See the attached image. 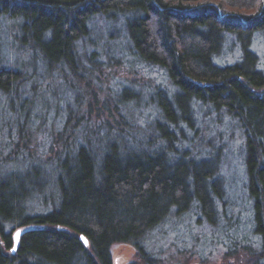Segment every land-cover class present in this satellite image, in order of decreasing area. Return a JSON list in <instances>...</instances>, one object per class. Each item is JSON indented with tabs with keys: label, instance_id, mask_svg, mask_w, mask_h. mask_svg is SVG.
I'll return each instance as SVG.
<instances>
[{
	"label": "trees",
	"instance_id": "trees-1",
	"mask_svg": "<svg viewBox=\"0 0 264 264\" xmlns=\"http://www.w3.org/2000/svg\"><path fill=\"white\" fill-rule=\"evenodd\" d=\"M2 16L22 19L20 43L32 66L41 62L77 95L52 130L47 161L30 151L28 135L15 142L8 134L16 148L0 156V264H112L117 242L134 244L143 264H160L149 234L196 207L221 229L220 169L233 149L226 152L219 137L206 140L202 110L203 120L224 111L240 125L260 249L228 219L227 239L254 256L250 264H264V69L252 48L264 30V0H0ZM97 27L109 35L101 61L88 51L99 47ZM119 30L125 59L161 68L172 85L156 87L147 114L129 86L114 90V106L108 95L98 106L90 81L87 101L75 86L124 63L111 46ZM231 35L239 55L230 60L222 54ZM30 81L24 70L0 65V106H31L22 95ZM17 114L20 131L31 129V107ZM18 160L29 166L3 169Z\"/></svg>",
	"mask_w": 264,
	"mask_h": 264
},
{
	"label": "rangeland",
	"instance_id": "rangeland-1",
	"mask_svg": "<svg viewBox=\"0 0 264 264\" xmlns=\"http://www.w3.org/2000/svg\"><path fill=\"white\" fill-rule=\"evenodd\" d=\"M21 20V18L0 17V65L20 68L31 79L22 95L29 98L26 100L32 101L31 106L26 107H31L33 120L31 129L25 127V130L23 129L21 132L18 121L23 119V116L18 115L17 111L23 113L26 107L16 106L18 110L14 108L13 110L11 106H0V156L6 158L16 148L15 142L18 141L21 133L30 137L27 141L31 147L30 151H33L36 155L41 154L42 159L47 161L49 159L48 151L52 146V130H55L60 121L64 120L68 104L74 100L77 93L68 86L62 87L56 84V78L45 69L41 62L36 66H32L31 51L28 48H22L20 43ZM97 29L101 30L99 27ZM94 36L96 42L94 44L99 45V47L94 48L89 45L88 51L93 49L98 51L99 53L96 55L98 60L101 61L103 60V52L100 48L109 35L101 30L100 33L97 32ZM124 39L123 32L119 30L113 33V43H111L112 47L116 46L112 52H118L116 56L118 54L122 55V60L125 59V52L129 49L126 48L127 41ZM227 42L229 45H226L222 57L230 60L235 56L238 57L239 43H237L236 38L231 35L228 41L226 40ZM252 42V48L260 55L261 67L264 69V30L255 34ZM98 75L99 77L92 78L93 81L89 77L79 85L75 81L77 84L75 86L80 95L83 98L86 96L85 101L91 98L87 94L86 88V83L89 81V89L91 92L94 89L99 96L98 106H103L101 100L106 95L111 98V102L107 105L114 106V90L120 91L123 87L129 86L139 92L138 97L141 98L139 106L145 109L143 111L146 114L147 111L153 109L151 98L154 96L156 87L167 88V86H172L161 68L145 65L139 61L130 62L126 59L119 67L113 66L109 69V66L106 65L103 72ZM130 106L138 105L131 103ZM201 113L203 115L204 111L202 110ZM202 115H200L202 118L200 124L204 129L203 134L207 136L206 140H211L214 143L219 137L222 143L223 141L228 143L224 145L226 152L230 147L233 149L230 158L223 157L220 169L224 184L222 192L224 199L217 201L219 203L218 214L214 213L219 215L218 217L221 216L220 219H217V221L220 220L221 229H218L217 223H211L206 215L198 211V207L183 212L178 217L168 219L155 228L146 240L147 248L155 255L160 264H226L224 245L226 201L227 219L234 224L233 228L241 227L242 233L244 232L243 234L247 237L246 241L253 244L252 248L257 251L260 249V238L254 232L251 222L253 212L246 185L247 176L240 125L224 111H221V113H208V118L204 120ZM44 125L45 127H43ZM9 133L15 138V142L8 139ZM19 143L21 147L24 146L22 140H19ZM211 146L213 147V145ZM26 166H29V161L22 162V160H18L17 162H8L3 169H23ZM111 255L112 264H143L138 249L132 243H114L111 246ZM252 260H254V256L247 249L242 247L235 249L229 238L227 239V264H250Z\"/></svg>",
	"mask_w": 264,
	"mask_h": 264
},
{
	"label": "flooded vegetation",
	"instance_id": "flooded-vegetation-1",
	"mask_svg": "<svg viewBox=\"0 0 264 264\" xmlns=\"http://www.w3.org/2000/svg\"><path fill=\"white\" fill-rule=\"evenodd\" d=\"M224 217H225V222H224V228H225V242H224V245H225V251H226V264H227V201H226V204H225V210H224Z\"/></svg>",
	"mask_w": 264,
	"mask_h": 264
},
{
	"label": "water",
	"instance_id": "water-1",
	"mask_svg": "<svg viewBox=\"0 0 264 264\" xmlns=\"http://www.w3.org/2000/svg\"><path fill=\"white\" fill-rule=\"evenodd\" d=\"M18 241H19V239H18V234L16 235V238H15V246H14V248H13V251H15V249H16V247H17V244H18Z\"/></svg>",
	"mask_w": 264,
	"mask_h": 264
}]
</instances>
